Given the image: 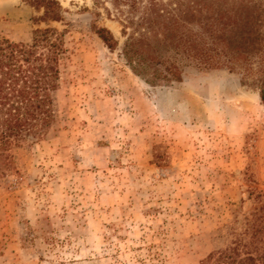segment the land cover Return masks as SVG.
Instances as JSON below:
<instances>
[{"label": "rangeland", "instance_id": "374dc122", "mask_svg": "<svg viewBox=\"0 0 264 264\" xmlns=\"http://www.w3.org/2000/svg\"><path fill=\"white\" fill-rule=\"evenodd\" d=\"M57 1L59 19L44 21L36 1L0 0V39L24 45L52 27L65 48L51 124L0 168V264H200L236 242L261 255L258 91L193 66L150 85L120 54L126 5Z\"/></svg>", "mask_w": 264, "mask_h": 264}, {"label": "trees", "instance_id": "16d2710c", "mask_svg": "<svg viewBox=\"0 0 264 264\" xmlns=\"http://www.w3.org/2000/svg\"><path fill=\"white\" fill-rule=\"evenodd\" d=\"M32 1L43 8L41 19H59L57 0ZM113 2L129 8L119 20L120 54L146 83L180 82L189 66L227 69L238 75L240 85L257 90L264 103V0ZM95 32L107 47H117L108 29ZM64 49L63 34L52 27L34 29L24 45L0 39V168L10 165L12 146L51 124ZM240 246L236 242L212 251L200 264H264V250L254 255Z\"/></svg>", "mask_w": 264, "mask_h": 264}]
</instances>
